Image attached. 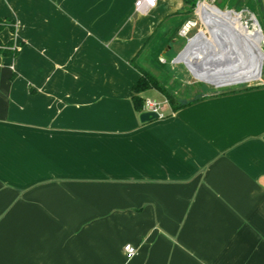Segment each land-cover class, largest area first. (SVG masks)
Here are the masks:
<instances>
[{
    "label": "crops",
    "instance_id": "crops-1",
    "mask_svg": "<svg viewBox=\"0 0 264 264\" xmlns=\"http://www.w3.org/2000/svg\"><path fill=\"white\" fill-rule=\"evenodd\" d=\"M135 1L0 0V264H264V85L141 123L194 24Z\"/></svg>",
    "mask_w": 264,
    "mask_h": 264
},
{
    "label": "water",
    "instance_id": "water-1",
    "mask_svg": "<svg viewBox=\"0 0 264 264\" xmlns=\"http://www.w3.org/2000/svg\"><path fill=\"white\" fill-rule=\"evenodd\" d=\"M197 7H199L198 4ZM213 8L222 16L233 15L236 18V23L242 26L237 13L222 12L216 7ZM201 19L209 32L210 39H207L202 32H198L188 40L173 63H182L196 79L216 88L260 79L264 61L260 45H251L248 48L244 38L236 33L232 25L220 18L211 19L210 23L204 22L205 17ZM255 24L257 25L256 22ZM255 32L262 37L260 31ZM199 55L201 59L198 61ZM240 59L244 64H237L240 63ZM246 67H250L251 75L247 79L239 77V70ZM157 119V115L152 113H142L139 117L141 123Z\"/></svg>",
    "mask_w": 264,
    "mask_h": 264
},
{
    "label": "rangeland",
    "instance_id": "rangeland-1",
    "mask_svg": "<svg viewBox=\"0 0 264 264\" xmlns=\"http://www.w3.org/2000/svg\"><path fill=\"white\" fill-rule=\"evenodd\" d=\"M201 3L216 7L222 12L232 11L237 13L240 17L242 26L248 31H260L262 37H258L260 41L259 45L264 54V0H197L191 14V22L194 25L188 29L186 35L182 32L178 36L175 35L176 40L172 42L175 45L172 46V43H169L170 48L163 53L161 58L162 62L157 60L160 71L154 74L157 76L160 84L170 93L171 101L165 97L162 99L159 95L160 93L157 94L155 92L153 94H148L149 97L159 102L166 99L171 108L179 107L214 94L236 92L239 90L258 88L264 85V61L260 79L244 84L220 88H216L196 79L182 63H173V60L182 50V46L186 45L188 40L194 37L198 32H202L207 39H210L209 32L202 22L201 15L197 12V4L200 5ZM239 33H242V31H239ZM246 36L249 38L248 35Z\"/></svg>",
    "mask_w": 264,
    "mask_h": 264
},
{
    "label": "trees",
    "instance_id": "trees-1",
    "mask_svg": "<svg viewBox=\"0 0 264 264\" xmlns=\"http://www.w3.org/2000/svg\"><path fill=\"white\" fill-rule=\"evenodd\" d=\"M196 2L197 0H183L184 7H185V13L192 14L195 8ZM3 28H4V25L0 21V32L3 30ZM10 45L11 43L2 45L0 42V54L2 55L10 54L6 50V47H10ZM133 65L140 74L139 80L133 85L131 89V101L136 111H139V112L142 111L143 99L141 95L149 90H155L159 92L163 97H165L166 99H170L171 101L170 93L160 84L159 80L155 76H153L151 73L147 72L146 70H144L137 64L133 63ZM250 89H254V88H250ZM245 90H249V89H245ZM233 92H229V93H233ZM225 94H228V93H224L222 95H225ZM195 101H192V102H195ZM192 102L179 106V107H174L172 109L176 111L180 108L190 105Z\"/></svg>",
    "mask_w": 264,
    "mask_h": 264
},
{
    "label": "bare ground",
    "instance_id": "bare-ground-1",
    "mask_svg": "<svg viewBox=\"0 0 264 264\" xmlns=\"http://www.w3.org/2000/svg\"><path fill=\"white\" fill-rule=\"evenodd\" d=\"M197 12H198V14L201 15V18L205 17V20H204L205 23H210L211 19L220 18L221 20H224L227 24L232 25V27L236 31V33L244 38V41L247 44L246 46L248 48L251 45H253V46L259 45L260 41L258 39L259 35L257 34V32H255V30L248 31L243 26H240L239 24H237L236 23V18L233 15L222 16L221 14L217 13L212 6H208L206 3H201L199 5V7H198V11ZM224 18H226V19H224ZM238 30L242 31V33H239ZM246 35H248L250 39L247 38ZM200 59H201V56L199 55L198 61ZM241 60L242 59H240V63H237L238 65L239 64H241V65L244 64L243 62H241ZM251 73L252 72H250V67H246V68L242 69L241 71L239 70V73H238L239 75L238 76L242 77L244 79H247L251 75Z\"/></svg>",
    "mask_w": 264,
    "mask_h": 264
},
{
    "label": "built area",
    "instance_id": "built-area-1",
    "mask_svg": "<svg viewBox=\"0 0 264 264\" xmlns=\"http://www.w3.org/2000/svg\"><path fill=\"white\" fill-rule=\"evenodd\" d=\"M157 1L158 0H136L134 7L137 13L145 14L156 6ZM6 49L14 51L16 47H6ZM168 108L169 105L166 99L162 100L161 102L151 98L143 99L142 112L155 114L157 115L158 119H164L167 117ZM124 252L127 259H131L136 254L135 248L129 244L125 245Z\"/></svg>",
    "mask_w": 264,
    "mask_h": 264
},
{
    "label": "flooded vegetation",
    "instance_id": "flooded-vegetation-1",
    "mask_svg": "<svg viewBox=\"0 0 264 264\" xmlns=\"http://www.w3.org/2000/svg\"><path fill=\"white\" fill-rule=\"evenodd\" d=\"M239 20H240V17H239Z\"/></svg>",
    "mask_w": 264,
    "mask_h": 264
}]
</instances>
